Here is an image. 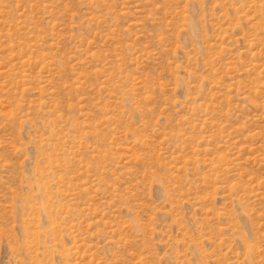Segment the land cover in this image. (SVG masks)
I'll list each match as a JSON object with an SVG mask.
<instances>
[{
    "label": "rangeland",
    "instance_id": "obj_1",
    "mask_svg": "<svg viewBox=\"0 0 264 264\" xmlns=\"http://www.w3.org/2000/svg\"><path fill=\"white\" fill-rule=\"evenodd\" d=\"M0 264H264V0H0Z\"/></svg>",
    "mask_w": 264,
    "mask_h": 264
}]
</instances>
